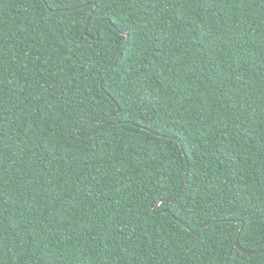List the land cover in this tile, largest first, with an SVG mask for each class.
<instances>
[{
	"label": "trees",
	"instance_id": "trees-1",
	"mask_svg": "<svg viewBox=\"0 0 264 264\" xmlns=\"http://www.w3.org/2000/svg\"><path fill=\"white\" fill-rule=\"evenodd\" d=\"M261 232L264 0H0V264H264Z\"/></svg>",
	"mask_w": 264,
	"mask_h": 264
},
{
	"label": "water",
	"instance_id": "water-1",
	"mask_svg": "<svg viewBox=\"0 0 264 264\" xmlns=\"http://www.w3.org/2000/svg\"><path fill=\"white\" fill-rule=\"evenodd\" d=\"M98 38V36H97ZM187 175V173L185 174V176ZM235 245L237 248H239L242 252H248V253H253V252H261V251H264V250H259V251H253V250H246L244 248H242L237 241H235Z\"/></svg>",
	"mask_w": 264,
	"mask_h": 264
},
{
	"label": "snow or ice",
	"instance_id": "snow-or-ice-1",
	"mask_svg": "<svg viewBox=\"0 0 264 264\" xmlns=\"http://www.w3.org/2000/svg\"><path fill=\"white\" fill-rule=\"evenodd\" d=\"M259 243L261 244L262 250H264V232H261V238Z\"/></svg>",
	"mask_w": 264,
	"mask_h": 264
}]
</instances>
